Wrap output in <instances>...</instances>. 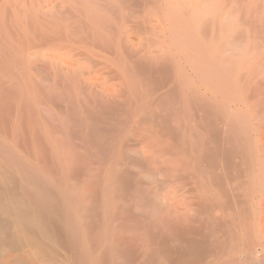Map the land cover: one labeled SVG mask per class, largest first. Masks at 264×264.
Listing matches in <instances>:
<instances>
[{
    "label": "bare ground",
    "instance_id": "1",
    "mask_svg": "<svg viewBox=\"0 0 264 264\" xmlns=\"http://www.w3.org/2000/svg\"><path fill=\"white\" fill-rule=\"evenodd\" d=\"M103 1L0 0V264H264V0Z\"/></svg>",
    "mask_w": 264,
    "mask_h": 264
},
{
    "label": "rangeland",
    "instance_id": "2",
    "mask_svg": "<svg viewBox=\"0 0 264 264\" xmlns=\"http://www.w3.org/2000/svg\"><path fill=\"white\" fill-rule=\"evenodd\" d=\"M117 1H120V0H113V1H112V0H108V1H105V2L103 1V2H104V4L107 3V5H110V4L112 5V3H113V5H116V4H117ZM124 1H125V0H124ZM124 1H123V2H124ZM140 1L142 2V4H141V2L139 3V0H127L126 2H124V4H125V3L127 4V5L125 4V7H126L125 12H126V11H129V10H130L129 12H131V11L133 12V11H134V12H133L134 14L131 12L133 15H132L131 13H130L131 15L128 13L129 16H127V17L129 18V19H128V22H129L130 24H132L133 26H135V24H136V25L139 24V23L137 22L138 20L135 21L136 19H141L143 16H145V17L147 16V14H144V13H143L144 11H142V8H141V7H142L143 5H145V4H147V3H145V1H149V0H140ZM150 1H151V4H152L153 1H152V0H150ZM150 1H149V4H147V5H151V4H150ZM128 3H129L130 5H129ZM139 4H141V5H139ZM131 5H133V6H131ZM135 6H139V7L137 8V7H135ZM109 7H110V6H109ZM127 7H128L129 9H128ZM134 8H135V9H134ZM112 9H113V7H112V8L110 7V8L108 9V14H110V16L114 15V12H113ZM109 10H112V12H110ZM141 11H142V12H141ZM115 13H116V12H115ZM126 14H127V13H126ZM139 15H140V16H139ZM133 16H134V19H133ZM141 16H142V17H141ZM147 18H148V17H147ZM147 18H144V19L142 18V19H143V20L141 19V21H143L142 23H141L140 20H139V22H140V24H139L140 27H138V28H140V30H139V29H135L136 32H134V36H133V37L136 39L135 42L139 41L140 39H141L143 42H146L145 37H144V38H142V37H143V36H147V34H146L145 32H142V31L144 30V26H145V24H146V25L148 24V23H144V20L147 19ZM134 21H135V22H134ZM147 22H148V19H147ZM137 23H138V24H137ZM148 25H149V24H148ZM133 26H132V27H133ZM137 31H138V32H137ZM139 32H140V33H139ZM141 33H142V34H141ZM140 34H141V35H140ZM141 78L144 79V78H147V76L144 75V76H141Z\"/></svg>",
    "mask_w": 264,
    "mask_h": 264
}]
</instances>
